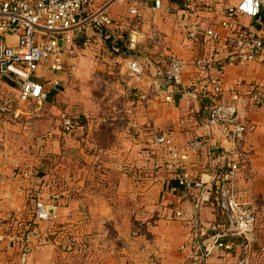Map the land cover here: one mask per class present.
<instances>
[{
  "label": "built area",
  "instance_id": "2783aa9c",
  "mask_svg": "<svg viewBox=\"0 0 264 264\" xmlns=\"http://www.w3.org/2000/svg\"><path fill=\"white\" fill-rule=\"evenodd\" d=\"M152 2L153 9H161L165 0ZM120 3L129 5L130 14L138 15L142 0H0V80L6 77L18 89L15 99L8 97L4 101L5 105H0V130L6 125V120H1V114L8 112L17 118L24 113L22 102L42 105L48 100L50 87L59 85L57 73L65 69L72 74L77 70L76 63H65L64 55L80 53L90 47V40L79 42L89 26L96 30L102 41L101 36H106L107 29L114 26L111 8ZM187 4L189 11L197 10L193 1ZM206 6L209 5L204 3L203 7ZM211 8L217 20L219 15H223L218 20L222 30L189 20L181 21L188 39L216 46L217 53L203 55L193 64L195 71L192 88L188 87L186 92L194 98L199 95L204 98L221 96L224 93L223 75L226 67L250 64L264 66V38L246 29L248 26L241 23L242 18H248L262 24L264 0H235L232 4L218 1ZM207 9L210 10L209 7ZM150 36L164 43L163 34L156 26L152 27ZM10 37H15V43L9 40ZM137 42L138 36L131 35L128 45L134 47ZM124 66L136 81L145 78L147 66L139 60H125ZM186 66L183 57L176 52L169 53L165 64L154 66L156 82L153 83L163 80L167 84L181 85ZM214 67L218 71L210 74ZM202 77H205L204 82L200 81ZM253 99L258 100V95H253ZM166 100H172V96L169 94ZM11 102H15L13 109L10 108ZM77 126L73 118L63 114L58 129L68 134ZM202 127L203 134L191 138L183 147L173 143L174 133L170 128L153 133L149 139L164 153L167 152L169 157L164 164L173 174L174 182L168 181L163 186L160 201L171 210L174 220L184 223L185 236L180 247L185 254L183 264H208L216 251L232 249L231 243L225 240L227 237L250 236L257 219L254 203L242 201L239 193L241 183H248L251 187L255 181L253 151L246 140L248 125L239 118L238 109L234 105L215 103L209 107ZM128 129L130 136L134 133L144 137L145 131L139 127L131 125ZM0 137L3 139L4 133L0 132ZM211 148L217 150L216 157L220 165L212 172H202L195 176L188 165L190 152L201 153ZM23 173L29 178L33 174L31 170ZM18 174L17 171L15 175ZM35 185L36 181L31 187L33 190H36ZM51 185L57 191L60 183L52 179ZM52 198L54 201L38 199L34 203L31 217L34 224L51 223L56 218L61 194L52 193ZM206 208L211 210L214 219L204 218ZM20 222V217L15 215L7 219L0 217V244L6 240L11 243L18 240L15 234L8 232L6 224L19 225ZM31 233L28 230L22 234L26 237L21 238V264L26 263L32 249ZM240 264L254 263L242 261Z\"/></svg>",
  "mask_w": 264,
  "mask_h": 264
},
{
  "label": "rangeland",
  "instance_id": "374dc122",
  "mask_svg": "<svg viewBox=\"0 0 264 264\" xmlns=\"http://www.w3.org/2000/svg\"><path fill=\"white\" fill-rule=\"evenodd\" d=\"M241 23L253 26L248 18ZM90 46L89 53L96 51L100 63L96 64L93 56L87 57L84 67L82 62L80 65L84 70L71 77L65 74L70 78L59 90L51 87L55 94L42 105L22 102L24 113L17 118L7 111L1 114V120H6V128L0 130L4 133L2 141L10 138L5 145L9 164L13 172H19L17 186L22 189L11 201L17 203L20 196L32 200L21 207L19 225L6 224L18 240L11 244L12 251L6 253L4 263L21 264V238L26 237L22 234L31 230L32 249L25 264H158L154 251L160 246L156 217L162 206L157 189L152 183L146 184L162 175L165 185L173 174L165 164L159 171L162 167L152 157L155 148L128 133L136 123L132 111L137 103L131 98L135 88L104 67L115 58L119 59L114 62L117 65L125 54H112L106 41H92ZM7 82L6 77L0 80V105H5L8 96L15 99L17 95L4 86ZM13 107L15 102L10 103ZM63 114L78 124L68 134L58 129ZM5 146L1 148L5 150ZM26 170L33 173L31 178L23 175ZM52 179L60 183L57 191L51 185ZM34 181L36 190L31 188ZM240 187L241 200L254 203L250 185L241 183ZM56 192L61 194L56 218L51 223L34 224V203L38 199L54 201L52 193ZM6 214L1 211V215ZM253 232L241 236L247 253L255 241ZM230 245L235 249V242ZM242 261L258 264L252 259Z\"/></svg>",
  "mask_w": 264,
  "mask_h": 264
},
{
  "label": "crops",
  "instance_id": "0c3cea01",
  "mask_svg": "<svg viewBox=\"0 0 264 264\" xmlns=\"http://www.w3.org/2000/svg\"><path fill=\"white\" fill-rule=\"evenodd\" d=\"M190 1H193L197 6L195 12L187 9V3ZM218 1H223L226 4L235 2V0L230 2L228 0H165L163 8L153 9L152 0H142L138 15L130 14L129 5L125 3L115 4L111 8V16L115 21L114 26L107 29L108 34L106 36L105 34H103V38L101 36L102 41L99 40V34L96 30L89 26L86 29V33H83L79 38V42L86 39L90 40L91 44L92 41L95 43L106 41V43H109L108 50L112 54H125L123 60L117 65L114 62H118L119 59L115 58L114 62L106 63L104 67L109 68L115 74H120V78L127 82L128 86L135 88V95L131 98L137 104L133 108L132 117L136 120V123H134L137 127L142 130H148L142 138L137 135L140 138L138 140L144 142V145L148 147L155 148V152L152 151V154L155 153V155H152V157L155 164L161 165L160 167L162 168L159 171L164 170V162L169 157L167 152L162 153L153 142L149 141L153 133L170 128L174 133L173 143L183 147L191 138L203 134L202 124L208 115V109L211 105L215 103L218 105L232 104L238 109L239 118L249 127L246 140L253 151L252 165L255 171V181L250 187V196L253 197L257 214L253 232L255 241L253 242L252 250L247 253L244 251L245 245L244 248L241 243V236L227 237L225 240L228 243L235 242L237 248L216 251L209 259L208 264H239L241 260L249 259L258 264H264V66L262 64H250L249 66L226 67L223 75L224 93L218 98H204L200 95L198 98H194L186 92L188 87L192 88L195 71L194 62L203 55L217 52L216 46L211 43L188 39L181 21L189 20L192 23H202L208 27L216 26L222 30L218 20L222 19L223 15H219L217 20L211 8ZM204 3L210 6V10L207 7H203ZM242 20L243 18L241 22ZM250 22L253 26L242 24L248 26L246 29L264 38V20L262 24L256 22V20H250ZM154 26L163 34L164 43H159L157 39L151 38L150 32ZM131 35L138 36V42L134 47H129L128 45ZM9 40L12 43L16 41L15 37H10ZM121 40H125L127 51L117 46L116 43ZM90 49L91 46L83 49L80 53L73 52L64 55L65 63L67 65L76 63L77 70L72 74L65 69L57 73L56 78L59 80L58 90L63 86V81L66 78H70L79 70L81 72L84 70L80 68L81 62V67H84L85 61L93 56V61L96 64L100 63L101 57L96 55V51L89 53ZM171 52H176L187 62L183 83L177 86L167 84L163 80H158L157 84L153 83L156 82L153 76L154 66L165 64L167 56ZM97 57H100L99 60H97ZM218 58L221 59L220 56ZM128 59H137L147 66L145 78L142 81H136L127 72L124 62ZM218 66L217 63L216 67ZM217 71L218 69L214 67L210 74H214ZM65 74L70 77H64ZM42 78L44 79V77ZM77 78L83 79L84 77ZM99 78L104 80L105 77ZM7 81L4 86L11 91H16L18 94L16 84L8 78ZM200 81L204 82L205 77H202ZM51 91L50 87L48 100L55 94ZM169 94L172 96V100L168 101L166 96ZM255 94L258 95V100L253 99ZM9 136L11 135L8 134ZM9 140L10 138H7L3 143L0 137V217L3 218L11 215L20 217L19 211L21 207L25 208L29 200H31L20 196L17 203H14L13 200L11 201L12 196H17L19 192H22V189L19 185L17 186L18 176L15 175L9 164L11 162L9 159L10 154L5 146L9 143ZM3 146H5V150L1 148ZM216 152L217 150L214 148L209 151L205 149L201 153L190 152L188 165L195 176L202 172H212L211 170H215L220 165ZM151 183L153 188L157 189L156 194H158V201H160L164 186L162 175L156 177L154 182L146 185L151 186ZM27 186L30 187L29 184ZM161 206L162 208L158 209V216L156 217V221L159 222L156 228L160 243L159 248L154 249L157 256L156 263L183 264L185 254L180 247L185 236L184 223L174 220L171 216V210L167 206L162 204ZM1 211H5L7 214L1 215ZM203 216L206 220L214 219V215L208 208L204 210ZM11 244L13 243L8 240L0 244V264H9L8 262L4 263V261L7 256L6 253L12 251ZM240 245L242 246L240 247Z\"/></svg>",
  "mask_w": 264,
  "mask_h": 264
},
{
  "label": "trees",
  "instance_id": "16d2710c",
  "mask_svg": "<svg viewBox=\"0 0 264 264\" xmlns=\"http://www.w3.org/2000/svg\"><path fill=\"white\" fill-rule=\"evenodd\" d=\"M127 37V36H126ZM117 46L119 47V48H121L122 50H128L127 49V47L125 46V40H121V41H118L117 43ZM41 175H43V174H41ZM174 182V181H173Z\"/></svg>",
  "mask_w": 264,
  "mask_h": 264
}]
</instances>
